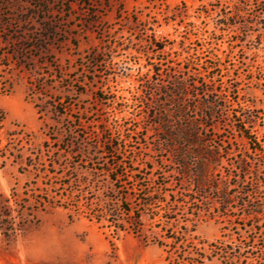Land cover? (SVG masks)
<instances>
[{
    "label": "rangeland",
    "instance_id": "rangeland-1",
    "mask_svg": "<svg viewBox=\"0 0 264 264\" xmlns=\"http://www.w3.org/2000/svg\"><path fill=\"white\" fill-rule=\"evenodd\" d=\"M236 1L0 0V264H178L184 225L193 256L213 255L196 264L230 263L211 253L217 241L241 259L258 254L239 204L186 224L184 211L169 220L162 187L179 179L166 130L203 113L198 82L231 90L222 122L202 129L235 152L218 170L252 157L249 188L264 180V0L228 27L219 14ZM149 193L161 202L145 208ZM106 207L123 230L88 216Z\"/></svg>",
    "mask_w": 264,
    "mask_h": 264
},
{
    "label": "trees",
    "instance_id": "trees-1",
    "mask_svg": "<svg viewBox=\"0 0 264 264\" xmlns=\"http://www.w3.org/2000/svg\"><path fill=\"white\" fill-rule=\"evenodd\" d=\"M249 4L250 0H238L232 5L224 6L219 14L221 17L219 20H222V22L228 27L234 26L236 22L232 23V18L240 17ZM156 47L158 50L163 49V47L158 44H156ZM207 69L210 74L216 69V66H208ZM204 84L205 83L198 82V85H193L195 96L201 95L204 99L202 102L203 113L201 118L192 122V124L185 126L178 124L175 127H170V130H166L168 136L166 141L169 144V148L172 150L171 164L173 167L169 172L172 175L174 174V178L179 177V179L176 178L175 180L172 179L162 183L165 192H170V200L167 201L170 210L169 220L175 219L179 221L178 212L184 211L182 214L184 222L187 224L188 222H192L196 218L201 217L203 212H208L213 204H219L217 208H220V211L223 214L228 215L227 211L230 206L239 204L240 209L242 210L241 218L245 221H252V224H256L253 226H255L256 235H258L257 242L259 243H256L258 254L253 257H245V259H241V253L236 254L229 252L230 248L222 241L209 244L211 253H216L218 256L223 255V259H230V263L226 262V264H264V195H261L264 180L257 174V189L252 190L249 188L255 178L252 177L251 180L247 179V175L249 173L252 174L250 169L252 157H248L250 161L247 158L240 160L236 165L237 167L235 168V171L227 169L226 175L221 173V169L218 170L219 166L223 168L221 163L222 159L228 158L230 155H235V152L231 148L224 150L223 142H216L217 145L211 144L214 139L207 137V135H203L202 129L217 128L218 123L222 122L221 118L224 117L223 111L227 108L226 103L231 94V90H228L227 87L226 89L203 88L205 86ZM171 86L170 91L172 95L182 100L187 92V86L185 83L181 80L175 79L171 82ZM201 87L202 93H199ZM54 108L57 110L58 105H54ZM61 114L64 113L62 112ZM217 117H219V119L216 120ZM247 120L246 126L249 127L246 129H243V127L240 132L243 133V135L249 140L250 145H252L251 142L253 141V136L249 130L250 121L249 119ZM252 149L254 152L257 150L262 151L260 147H254ZM117 176H120V174L118 173ZM170 176L171 175H169V177ZM112 180L115 181L117 179L112 177ZM177 185L181 191H175V189H172V187L175 188ZM233 191L235 192L234 194L231 193ZM1 196L3 197V195ZM160 198L161 197L157 196V193L146 194V198L144 199L145 208H152L153 205L161 202ZM51 200H55V197L48 196L47 199L44 198V201L40 200L37 202L40 204H43L44 202L51 203ZM108 209V207L100 210L87 209V211H89L88 216L101 222L102 220L111 217ZM127 211L131 212V210ZM140 216L141 215H137V224L139 223ZM109 221L118 229L123 230V226L117 225L115 220ZM184 226L185 231L182 233V239L177 240H179L178 242H181L182 246L186 247L183 248V254L181 253L180 256L178 255V260L176 259L178 264L200 263L199 258H208L209 260H212L213 255L206 252L198 253L197 257L193 256V253H195V246L193 244L194 236L189 234V227L187 225ZM191 231H195V229H191ZM158 243L161 246L166 245V243H162L161 241H158ZM196 250L198 251V249ZM249 258L251 260H248Z\"/></svg>",
    "mask_w": 264,
    "mask_h": 264
}]
</instances>
